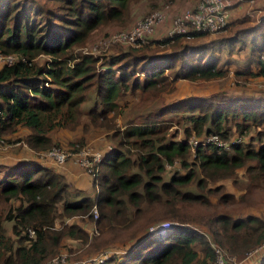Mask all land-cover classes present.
I'll use <instances>...</instances> for the list:
<instances>
[{"label": "trees", "instance_id": "obj_1", "mask_svg": "<svg viewBox=\"0 0 264 264\" xmlns=\"http://www.w3.org/2000/svg\"><path fill=\"white\" fill-rule=\"evenodd\" d=\"M136 1L0 0V51L17 56L0 67V130L27 128L25 140L36 149L57 145L51 133L58 128L102 126L114 129L115 141L98 163L93 196L71 190L62 173L37 161L0 164V170L7 168L0 175V264H43L57 253L63 237L88 242L83 227L56 229L53 224L57 216L93 219L94 206L98 233L87 248L95 251L120 241L124 250L99 264H213L212 242L243 264L245 255L264 241V217H233L225 207L231 193L220 195L217 204L227 213L191 212L194 206L212 205L198 188L233 177L243 166L253 187L264 191V96L188 95L148 109L142 121L114 124L123 113L118 100L127 92L138 91L140 104L148 107L155 99L149 101L150 96L173 90L180 78L225 77L227 69L210 48L182 43L206 33H175L154 40V50L144 51L148 44L128 47L102 61L91 52L74 51L100 26L126 20ZM258 32L250 34L253 67L235 74L264 79V15ZM170 43L173 50L160 47ZM40 54L49 58L38 64L34 58ZM91 88L95 101L84 111ZM173 124L183 127L184 137L176 139ZM252 128L256 147L248 142H231L228 149L213 143L191 146L188 140L209 134L228 139L234 129L242 136ZM164 220L175 224L163 239L148 233L149 224ZM244 264H264V253Z\"/></svg>", "mask_w": 264, "mask_h": 264}, {"label": "rangeland", "instance_id": "obj_2", "mask_svg": "<svg viewBox=\"0 0 264 264\" xmlns=\"http://www.w3.org/2000/svg\"><path fill=\"white\" fill-rule=\"evenodd\" d=\"M197 1L198 0H137L132 3L129 16L126 20L120 23L109 22L100 26L92 32L84 44L75 45L74 51L81 53L91 52L95 56H98L102 61L104 55L116 54L128 47H142L143 49L145 45L148 44L151 47L144 51L154 50L157 48L154 40L165 37L164 34L166 29H168L171 24L170 18L178 12L194 7ZM166 5H168L167 21L159 25L155 29L154 33L141 45L129 46L107 40V37L112 35L114 32L132 27L139 19L148 15L151 11L165 7ZM239 7H241V10L238 12L241 13H231L228 21L229 23L223 30L215 33H206L195 36L192 39L183 40L182 42H187V44L191 45H199L205 49L210 48V53L219 57V63L220 65H223L222 68L227 69V75L225 77L208 80H187L180 78L175 81L173 90L161 92V97L150 96L148 98L149 101L153 98L155 99L151 100V105L148 107H144L140 104V97L136 94L138 91L127 92L118 100L123 113L119 114L114 122V124L116 123V128H119L117 126L122 127L124 125L123 123H125L128 119H131L134 122L142 121L144 112L150 108L156 107L157 104L160 105L163 103H170L188 95L211 96L217 92H223L229 96L241 99L254 96H264V79L262 77H250L247 76V74H242L243 72H247V67H253L254 65L252 62V55L250 54V34H254L256 32L258 34L260 33L258 31L260 30L261 17L264 15V0H245L238 5H235L233 9H238ZM160 47L165 48V51L173 50L172 43ZM48 58V55L40 54L34 58V61L41 64ZM2 66L3 64L0 63V67ZM235 70L245 71L240 72V74H235ZM95 97V93L91 88L88 92L86 101L82 104V109L84 111L93 105ZM162 97L163 99H161ZM124 106H128V108L123 109ZM113 130L114 129H107L102 126L92 125H89L85 128V130H83L80 126L75 129L58 128L51 133L52 144L57 143V145H53L48 148L36 149L30 146L25 140L29 133L27 128L17 125L10 129H3L0 130V164L13 163L20 158L37 161L42 165L55 168L60 173L61 171H65V173L62 174L66 182L69 183L71 190H81L82 194L93 196L97 189V185L91 180L93 176L86 174L85 171L71 159H68L67 162L64 161L58 166L54 160L46 156L45 152L53 147H56L71 153L69 157H71L72 154L77 153L80 149L91 150L103 154L114 145L113 143L115 141L111 138ZM170 131L173 135H176V139L184 137L183 127L180 126V124H173ZM255 137L256 130L252 128V130L244 133L242 136L234 129L229 134L228 139H222L221 137H219V139L227 144L232 141L236 143L248 142L252 146L256 147L258 142ZM200 138L202 137H195L191 135L188 139L190 145L193 146L192 139ZM50 162H53L56 165L51 164ZM68 165L73 166L75 170L72 171L71 169H67ZM175 167H177L176 169H180L179 163H177ZM6 170L7 168H2L0 170V175H3ZM168 173V171L165 172V174H167L166 177H168ZM82 179L83 183L80 181ZM86 183L90 184L83 190V184ZM219 186L222 187L221 190L216 189ZM198 191L206 194L208 199L212 202V205L209 208L194 206L191 211L194 215H198L200 211L203 213H210L213 210L227 213L224 206L217 204L220 195L224 193H231L233 195V199L228 204H225V207L233 217H243L247 215H258L260 217H264V191L253 187L252 177L247 174L246 167L244 166L236 170L235 176L220 178L219 180H215L213 182L209 181L202 188H198ZM94 221L95 218L57 216L54 218L53 228L59 229L63 225L77 224L87 230L89 233V242L91 241V236L94 235L92 231L96 228ZM164 221L172 222V220ZM151 225L149 224L148 228ZM6 227L8 233H10V223H7ZM202 229L207 232L209 239L213 238L206 227H202ZM97 233L98 231L96 229L95 234ZM60 242L61 243L57 253L47 258L43 264H46L52 259V257L60 254L64 255V264H84L85 262L98 257L101 253H107L109 257H117L122 254V251H124L120 241H113L112 244L95 251H91L87 248L88 242H84L73 237H63ZM263 253L264 246L260 247L256 251H253L251 254L246 255L243 258L242 263H249L252 258L257 255L260 256ZM256 261H258V258H256Z\"/></svg>", "mask_w": 264, "mask_h": 264}, {"label": "built area", "instance_id": "obj_3", "mask_svg": "<svg viewBox=\"0 0 264 264\" xmlns=\"http://www.w3.org/2000/svg\"><path fill=\"white\" fill-rule=\"evenodd\" d=\"M245 0H198L192 8L185 9L181 12L173 15L170 20L171 24L164 36H172L175 33H188V32H202V33H215L223 30L228 23L230 12L235 5ZM168 19V5L151 11L148 15L139 19L132 27L114 32L107 37V40L114 43H121L129 46H139L150 37L155 29L166 22ZM17 59V56L13 53L0 52V63L3 65H10ZM193 146L197 144L205 145L207 143L217 144V146L228 149V144L221 141L217 134L204 135L200 139H192ZM233 142V141H232ZM236 143V142H234ZM110 148V147H109ZM46 156L54 160L59 166L64 161L67 162L71 159L79 167H81L86 174L93 176L91 180L98 184V163L100 162L103 154L91 150L80 149L77 153L70 154L63 149L53 147L46 152ZM51 164L56 165L53 162ZM93 218H97L98 211L94 206L92 208ZM175 223L170 221H162L155 225H151L148 228V233L157 239H163L168 229H170ZM93 229V233H95ZM34 233L29 230V235ZM212 248L214 252L213 264H240L241 260L237 259L234 255L228 254L223 247L219 244L212 242ZM264 246V241L252 249L258 250ZM253 251H249L246 255L251 254ZM123 252V251H122ZM121 252V253H122ZM115 253V252H114ZM245 255V256H246ZM109 255L107 253H101L98 257L85 262L84 264H99L104 262ZM64 255H56L52 257L46 264H64Z\"/></svg>", "mask_w": 264, "mask_h": 264}, {"label": "crops", "instance_id": "obj_4", "mask_svg": "<svg viewBox=\"0 0 264 264\" xmlns=\"http://www.w3.org/2000/svg\"><path fill=\"white\" fill-rule=\"evenodd\" d=\"M241 7H239L238 9H232L231 10V12H230V16H231V13L232 14H234V12L235 13H238V14H240L241 12H238V11H240L241 9H240ZM22 160H29V159H27V158H20V159H18L17 161H15V162H13V163H9L10 165H12V164H16V163H18L19 161H22ZM6 164V163H5ZM67 169H71L72 171L73 170H75V168L73 167V166H71V165H68L67 166ZM74 172H77V171H74ZM61 173H65V171H61ZM81 181V183H83V179L82 180H80ZM90 183H86V184H83V190L84 189H86L87 188V186L89 185ZM89 196H91V195H89Z\"/></svg>", "mask_w": 264, "mask_h": 264}]
</instances>
